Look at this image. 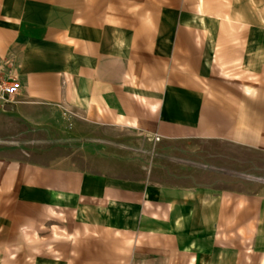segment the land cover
I'll use <instances>...</instances> for the list:
<instances>
[{"label":"crops","instance_id":"1","mask_svg":"<svg viewBox=\"0 0 264 264\" xmlns=\"http://www.w3.org/2000/svg\"><path fill=\"white\" fill-rule=\"evenodd\" d=\"M28 106L264 153V0H0ZM0 157V264H264V186Z\"/></svg>","mask_w":264,"mask_h":264},{"label":"rangeland","instance_id":"2","mask_svg":"<svg viewBox=\"0 0 264 264\" xmlns=\"http://www.w3.org/2000/svg\"><path fill=\"white\" fill-rule=\"evenodd\" d=\"M0 101V157L91 169L94 157L114 167L182 186L254 190L264 186V153L223 140H168L124 128L100 127L72 107Z\"/></svg>","mask_w":264,"mask_h":264},{"label":"built area","instance_id":"3","mask_svg":"<svg viewBox=\"0 0 264 264\" xmlns=\"http://www.w3.org/2000/svg\"><path fill=\"white\" fill-rule=\"evenodd\" d=\"M21 90L22 82L19 77L0 66V101L13 102ZM156 137L160 139L159 136Z\"/></svg>","mask_w":264,"mask_h":264}]
</instances>
